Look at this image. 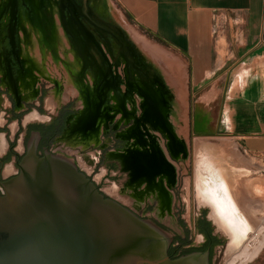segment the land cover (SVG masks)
Wrapping results in <instances>:
<instances>
[{"label": "flooded vegetation", "instance_id": "flooded-vegetation-1", "mask_svg": "<svg viewBox=\"0 0 264 264\" xmlns=\"http://www.w3.org/2000/svg\"><path fill=\"white\" fill-rule=\"evenodd\" d=\"M26 16L18 0L0 5V193L1 182L17 174L31 134H41L39 156L47 147L72 159L103 194L173 231L169 257L207 252L212 244L209 264H222L238 252L253 228L243 210L242 179L233 175L232 186V168L210 158L203 162L186 144L218 132L178 133L170 115L173 94L161 70L144 64L131 47L126 52L125 36L107 24L98 29L100 37L108 40L111 28L116 51L106 42L104 51L91 35L96 54L76 43L72 65L63 60L66 70L48 74L42 61L36 76L41 84L35 83L28 78L34 66L25 56L35 51L28 48L26 29L38 24L25 25ZM36 37L41 58L47 49L59 64L56 43ZM66 78L74 97L64 92Z\"/></svg>", "mask_w": 264, "mask_h": 264}, {"label": "water", "instance_id": "water-1", "mask_svg": "<svg viewBox=\"0 0 264 264\" xmlns=\"http://www.w3.org/2000/svg\"><path fill=\"white\" fill-rule=\"evenodd\" d=\"M90 1L61 4L73 10L69 29L75 26L91 41V33L74 13L102 36L98 29L105 23L82 7ZM40 138L41 134H31L17 174L1 182L0 264L210 263L212 244L207 252L169 257L173 231L139 218L103 194L72 159L47 147L39 156Z\"/></svg>", "mask_w": 264, "mask_h": 264}, {"label": "crops", "instance_id": "crops-1", "mask_svg": "<svg viewBox=\"0 0 264 264\" xmlns=\"http://www.w3.org/2000/svg\"><path fill=\"white\" fill-rule=\"evenodd\" d=\"M117 1L186 65L188 88L204 90L203 131L264 154V0Z\"/></svg>", "mask_w": 264, "mask_h": 264}, {"label": "rangeland", "instance_id": "rangeland-1", "mask_svg": "<svg viewBox=\"0 0 264 264\" xmlns=\"http://www.w3.org/2000/svg\"><path fill=\"white\" fill-rule=\"evenodd\" d=\"M10 1L11 0H0V5ZM65 2L66 0H18L19 9H24L27 12L28 17L26 16L25 20H23L24 24L36 25V23L32 22L36 18L39 28L36 26L34 27L38 31H41H33L35 30L34 28L33 30L31 29V32L29 27L26 29L30 32V42L27 43L29 44L28 48H31L35 52L37 51V53L34 52L25 56L26 59L33 60L34 66L31 69V73L28 78L32 77L37 84H41V78L37 77L36 79V76L40 71L42 61L44 62V71L48 74H52L53 72L59 73L63 68V70H66V64L62 63L63 60L66 62L68 61L70 65L73 64L74 58H76L74 53V46L76 43H80L84 47L88 48L93 55L96 54L93 46L95 43L83 36V34L78 31V28L74 29V22L73 30L71 28L69 29L71 25L70 22L73 17V10L71 6H62L61 3ZM89 4L90 6L82 7L95 15L96 19L107 24V26H111L115 29L117 28L115 32L119 31L120 34L122 33L125 36V40L130 43L132 50H134L137 56L141 57L140 60L144 64L152 63L154 67L161 70L173 94L171 99L172 106L170 108V115L176 131L178 133L183 132L186 136L187 128L190 130H195L197 128L203 129L204 124H202L201 117L205 112L202 113L204 108H202V112H200L201 108L199 107H201L204 102L203 97H201L204 94V90L198 91L196 88H191L190 86L188 88L187 67L185 64L182 65V63L177 61L178 57L170 55L172 54V49L166 48L167 46L150 36L142 28L135 25V23L123 11L117 0H91ZM74 13L80 20L83 21V26L87 28L86 31L89 34L91 33L90 36L93 34L92 36H95L96 39L102 43L104 51L107 52L108 50L105 42L108 43L113 51L117 50V43L111 33L105 32V36H108V40L106 39L105 42L102 41L101 37L95 32V27L86 21L80 14L77 12ZM1 16L4 17V14ZM3 24L4 22L1 21L0 27L1 25L3 26ZM66 25L69 29L68 33L66 32ZM39 34L44 36V40L54 41L56 43L57 50L59 52L58 57L61 59L59 64H54V58L49 54V52H47V49H45L44 59L41 58L39 53V40L38 46L35 41L37 40L36 36ZM72 39L73 48L71 47ZM72 50L73 55H69ZM126 51H129L128 47ZM64 52H67V57L63 54ZM108 56L111 59L110 54ZM64 83L65 94H73L74 97L77 93L74 89L73 92L71 91L72 86L70 79L66 78V82ZM216 93L217 92H213V96ZM188 121L189 123H187ZM186 144L187 148H191L193 155L195 157L198 156V159L201 158L203 162H208L209 160L207 158H210L211 160H214V162L219 163L220 165L222 164V166L232 168V171L228 170L230 176L232 173L231 177L228 176V178L231 179L229 182L232 186L236 184V175H238L237 179H242L240 184L243 189L241 192V201L244 203L243 210L248 215L253 228L252 232L249 234L239 251L222 263L230 264L234 262L235 264H239V261L234 259H236L245 244L252 241L254 235H257L261 228L264 227V154H245L241 151V149L237 148L234 143H232V139L230 137L222 135L196 138L191 146L188 143V139H186ZM204 159L207 161H204ZM196 161L197 160L195 159V162ZM239 169H244L245 171L241 174H237V170ZM262 250L263 253L261 252L259 256L249 264H264V248Z\"/></svg>", "mask_w": 264, "mask_h": 264}, {"label": "bare ground", "instance_id": "bare-ground-1", "mask_svg": "<svg viewBox=\"0 0 264 264\" xmlns=\"http://www.w3.org/2000/svg\"><path fill=\"white\" fill-rule=\"evenodd\" d=\"M32 22L36 23L37 25L38 21L36 22V18H35ZM263 248H264V227L261 228V230L257 233V235L256 234L254 235V238L252 239V241H250L248 244H245V246L241 249L236 259L234 260L239 261V264H249L252 261H254V259L258 257L261 252L263 253V250H262ZM230 264H235V263L233 262Z\"/></svg>", "mask_w": 264, "mask_h": 264}]
</instances>
